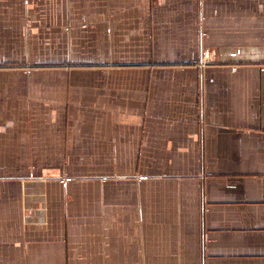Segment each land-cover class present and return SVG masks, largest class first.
Returning <instances> with one entry per match:
<instances>
[{
    "label": "crops",
    "instance_id": "0c3cea01",
    "mask_svg": "<svg viewBox=\"0 0 264 264\" xmlns=\"http://www.w3.org/2000/svg\"><path fill=\"white\" fill-rule=\"evenodd\" d=\"M0 264H264V0H0Z\"/></svg>",
    "mask_w": 264,
    "mask_h": 264
}]
</instances>
